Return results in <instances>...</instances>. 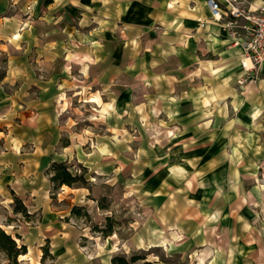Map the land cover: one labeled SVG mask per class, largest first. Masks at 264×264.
Wrapping results in <instances>:
<instances>
[{"label":"rangeland","instance_id":"374dc122","mask_svg":"<svg viewBox=\"0 0 264 264\" xmlns=\"http://www.w3.org/2000/svg\"><path fill=\"white\" fill-rule=\"evenodd\" d=\"M70 7L0 0V227L26 250L0 249V264H111L116 254L144 257L133 264H264V88L207 52L216 72L195 68L183 80L172 58L160 61L180 99L161 77V91L143 96L135 72L152 58L119 35L107 43L113 55L89 57L94 16ZM170 99L190 101L188 111L171 116ZM115 101L125 106L116 115ZM171 123L180 135L158 137ZM186 159L198 163L183 170ZM54 160L82 179L54 184Z\"/></svg>","mask_w":264,"mask_h":264},{"label":"crops","instance_id":"0c3cea01","mask_svg":"<svg viewBox=\"0 0 264 264\" xmlns=\"http://www.w3.org/2000/svg\"><path fill=\"white\" fill-rule=\"evenodd\" d=\"M239 1H241L244 7H254L258 3V0ZM70 5L71 10L76 9L79 6L85 7V15L87 16L86 18H90V20L92 16H94V20L91 23L93 28L89 31V36H96L98 38V42L97 45L94 43L92 45H85V47H87L86 49L90 50V53H88L89 57L100 58L104 55L105 57L113 55L114 50L109 49L107 43L113 40L112 37H118L119 35V37L123 36L124 38H127L128 42H131L133 40L136 42L134 45L135 54L140 53L139 55H141V57L152 58V61L149 62V66H146L144 68L141 67L135 72L141 73V77L145 78L143 79L142 83L140 82V90L143 88L142 84L145 83V91L142 94L143 96L144 94H150L152 90L155 91V93L153 94H158L161 91L162 87L160 88V81H162L163 79L160 80V77L165 79V86L167 87L168 85V90H170L169 94L175 96L173 92L176 89V94L177 96H179L177 85H175V89L172 91L171 85L167 83L169 80L166 81V74L168 71L165 72V70L167 62L164 61V66L163 62H160L165 59H173V68H170L169 70L173 74L179 76L181 80L184 79V75L189 76L191 70L193 71L195 68L196 69L194 70V74H198V76L206 75L210 72H216V69L214 68L215 64L219 63L220 61H217V63H215L214 65L206 68V65H211L210 62L206 61L207 58L204 56V54L207 52H212L220 56L221 59L227 58L229 67L232 69L238 66L237 69L227 71L230 75H237L239 71H241L239 70V68H241L239 67L241 65V48L233 44L234 35H232L228 31V29L220 26V23L214 22L211 19L205 0H70ZM198 17L206 20L204 27H198ZM74 19H76V17H74ZM238 31L240 32L241 30L238 29ZM146 34L151 35L149 36V38H151V47H149V49L146 45H144V47L142 48L141 44V41H145L146 38H148ZM131 47L132 45L130 46V48ZM155 49L157 51H160L161 54L154 55L153 53H150L148 55L149 51ZM91 51L93 52L91 53ZM142 51H144V53ZM147 67H150L151 69ZM154 67H157V69L154 70ZM108 70L109 69L107 68V70L103 72L106 73L108 72ZM246 77L250 80L255 81L257 85H260L262 86V88H264V65H261L259 70L255 72V77H249L247 74ZM119 78L122 79V77H118V79ZM148 97L150 98L151 95ZM115 102V107H117V109H109L108 111L114 112V114L116 115L119 114V107L125 106L123 101ZM154 102L156 103L159 101H151L149 106H152ZM167 102H169L173 106L172 112L174 113V115H171L173 117L175 116L176 112H179L181 113V115H183L185 111H188L185 110V107L189 103L191 104L190 101H175V99H170V101ZM107 105H110V101L109 103H107ZM104 106L102 107V109L107 110L108 108L106 109V107L104 108ZM157 116L158 115H156V117ZM180 118L182 119L183 116H181ZM136 119L137 117L135 118V125L138 124L136 122ZM152 119L154 120V118ZM174 120H176V118H174ZM157 121L165 120L159 117L157 118ZM121 124L122 122L118 123L119 126ZM169 125L172 126H168L166 128L164 127L161 131V135L159 134V136L157 131H154L155 128L147 126V128L150 129V131H148V129L146 131L147 136H161V138L167 137L166 139L169 140L170 138H172V136L175 137V135H180L178 131L176 132L178 128L177 124L171 123ZM156 142V144H158V141ZM155 148L157 147L155 146ZM185 149L186 148H184L183 150ZM230 152H232L231 155L233 154L237 157V151L233 152L231 148ZM231 155L229 154L230 159H232ZM211 160V157L207 160V163H205V169H215L216 165L212 164ZM197 163L198 161L196 159H186L180 164L179 167L184 170L186 167L193 168V166L197 165ZM64 186L71 188L67 185ZM215 213L217 217V215L219 214L217 211ZM176 215L177 213L175 212L172 215L167 216H170L169 218H173L176 217ZM222 235L223 237H220V235L218 236L217 244L215 241V244L217 245V247L215 248L216 250H218L219 248L222 249L224 248L223 245H226V242H221L226 241V236H224V234ZM219 238L222 239L220 240ZM221 243L222 245L219 246ZM259 249L260 247L258 248L256 255H258Z\"/></svg>","mask_w":264,"mask_h":264},{"label":"built area","instance_id":"2783aa9c","mask_svg":"<svg viewBox=\"0 0 264 264\" xmlns=\"http://www.w3.org/2000/svg\"><path fill=\"white\" fill-rule=\"evenodd\" d=\"M205 2L211 19L234 35L233 44L242 50V68L249 77H255V72L264 65V0H258L254 7H244L239 0ZM197 19L204 27L206 20Z\"/></svg>","mask_w":264,"mask_h":264},{"label":"trees","instance_id":"16d2710c","mask_svg":"<svg viewBox=\"0 0 264 264\" xmlns=\"http://www.w3.org/2000/svg\"><path fill=\"white\" fill-rule=\"evenodd\" d=\"M50 180L56 184H67L71 185L72 183L82 179V175L73 174L67 165H65L62 161H52L50 167ZM15 200H20L15 197ZM102 206V205H101ZM76 209V207H73ZM15 210H19L18 207H15ZM21 211H25V206L21 205ZM22 249L16 246L14 238L11 237L10 234L6 233L0 227V249L5 251V253L11 257L16 258L19 253L26 252L25 245H21ZM144 257H140L139 255H131L130 258H127L125 255L116 254L111 257V264H133L138 259ZM138 264H148V261H142Z\"/></svg>","mask_w":264,"mask_h":264},{"label":"bare ground","instance_id":"6f19581e","mask_svg":"<svg viewBox=\"0 0 264 264\" xmlns=\"http://www.w3.org/2000/svg\"><path fill=\"white\" fill-rule=\"evenodd\" d=\"M22 256H24V254H22Z\"/></svg>","mask_w":264,"mask_h":264}]
</instances>
